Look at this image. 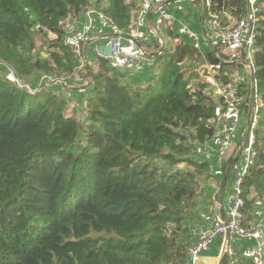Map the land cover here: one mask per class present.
Returning <instances> with one entry per match:
<instances>
[{"label":"trees","instance_id":"16d2710c","mask_svg":"<svg viewBox=\"0 0 264 264\" xmlns=\"http://www.w3.org/2000/svg\"><path fill=\"white\" fill-rule=\"evenodd\" d=\"M127 1L0 0V61L22 79L0 74V264H183L186 229L204 193L200 181L213 163L197 145L213 132L208 119L216 104L206 82L191 89L181 66L202 53L187 41L141 72L99 58L97 70L85 68L84 123L65 113L66 84L58 91L44 85L75 79L80 64L59 21L95 2L126 30ZM212 1L237 18L248 3ZM258 3L253 77L262 105L245 195L251 187L264 191V0ZM45 45L47 56L34 54ZM203 52L220 71L235 66L207 47ZM33 76L45 80L39 90L27 87ZM162 161L191 168L169 170ZM252 203L245 200L248 216Z\"/></svg>","mask_w":264,"mask_h":264},{"label":"built area","instance_id":"2783aa9c","mask_svg":"<svg viewBox=\"0 0 264 264\" xmlns=\"http://www.w3.org/2000/svg\"><path fill=\"white\" fill-rule=\"evenodd\" d=\"M199 1L201 9L196 12ZM258 1L248 0L245 13L237 18L216 8L212 0H128L133 4L126 30L107 16L103 4L91 2L59 21L64 43L79 57L76 76L88 65L97 70L99 58L116 70L141 72L157 64V54L166 49L173 51L187 41L202 53L205 65L217 66L220 71V64L206 59L204 47L222 61L235 64L233 70L220 71L222 78L206 77L212 88L207 95L215 102L216 112L208 119L212 134L198 146L205 155H201L203 159L213 162L211 174L220 182L224 163L238 149L240 152L227 174L221 203L217 202V188L209 205L207 201V205L205 202L199 206V214L188 224L183 264H264V222L246 221L244 209L249 194L245 195L243 189L244 179L258 157L256 128L262 103L256 80L251 79L261 7ZM99 46L109 47L108 53H100ZM242 67L248 71L245 76L238 72ZM252 86L254 96L248 118ZM248 119L250 125L243 137Z\"/></svg>","mask_w":264,"mask_h":264},{"label":"rangeland","instance_id":"374dc122","mask_svg":"<svg viewBox=\"0 0 264 264\" xmlns=\"http://www.w3.org/2000/svg\"><path fill=\"white\" fill-rule=\"evenodd\" d=\"M264 5V3L262 4ZM201 9V3L200 1L197 3V7H196V12L199 11ZM229 14L230 12L227 11ZM231 15V14H230ZM48 38H55L56 36L51 33L48 32L47 34ZM46 49V45L41 47H38L35 51L34 54H39L40 56H47V53L45 51ZM181 66L182 69L185 71L186 75L192 76L191 79V89L194 90V82H206L207 80V76H220L222 78L223 73L218 71V67H213L211 65H205L204 62H202L201 56L200 55H195V57H191L189 59L185 58L182 62H181ZM235 66H232L230 68V70L235 69ZM92 70H96L95 68H91ZM229 70V71H230ZM241 71V72H240ZM238 71L240 75L245 76L246 73L248 71H246L243 67L242 69ZM0 74L6 75L7 77L13 78L15 79V74L13 73V71L10 69L9 66L5 65L3 62L0 61ZM64 78V79H63ZM88 75H87V69H80V71L78 72V75L74 78L65 76V77H60L58 79L57 78H53L52 82H47L44 85H47V87L49 86L50 88L58 91V90H62V86L65 83L67 85L66 90H67V95H66V99L68 100V107L65 111L66 115H74L75 117H77L81 123H84L86 120V116H87V110L85 108V95H84V88L86 86V84H88ZM19 80V79H18ZM21 80H19L20 82ZM45 80L41 79V78H37L35 76H33L32 78H30V81L28 83V88L31 89H38L41 88V83H43ZM246 81V79H245ZM24 82V81H23ZM28 82V81H27ZM33 90V91H34ZM212 90V88L210 86H206L204 88V92L205 94H208L210 91ZM181 131V130H180ZM197 151L199 153V155L201 156L203 154V152L200 151V146L197 145ZM203 156H205L203 154ZM159 164L164 165L167 169L169 170H186L188 168H191L186 162H178L172 166L166 164L165 162H159ZM212 171H210V177L207 178L204 181H200L201 186L199 188L200 191H204V193H206L205 198H203L202 193L199 195V202H198V206H204L205 202L207 205V201H208V205L209 202L211 201L212 195L214 196V192L215 190L218 188L219 190V185H220V181L218 179V177H215L211 174ZM218 192V191H217ZM249 198H253V203L251 206V210H250V216H248V214L245 212L246 214V221L247 222H264V191H258L255 190L253 187L250 188V193H249ZM204 211V210H203Z\"/></svg>","mask_w":264,"mask_h":264},{"label":"water","instance_id":"95a60500","mask_svg":"<svg viewBox=\"0 0 264 264\" xmlns=\"http://www.w3.org/2000/svg\"><path fill=\"white\" fill-rule=\"evenodd\" d=\"M98 50H99L100 53H104L105 54V53H108L109 47L99 46ZM18 78H19V80H22L20 78V76ZM251 79L253 80V74L251 75ZM253 96H254V86L251 87V93H250V97H249V106H248V113H247L248 118L250 116L251 109H252ZM249 125L250 124H249V119H248L247 120V124H246V129L244 131V136L243 137L246 136V134L248 132ZM239 152H240V149L237 150L235 156L228 163V165L226 166V168H225V170L223 172V175H222V178H221V182H220V185H219V190H218V193H217V202L218 203H221V201H222L223 194H224V186H225V181H226L227 174H228V172L230 170V167L233 164L234 160L238 156ZM202 253H204V252H202Z\"/></svg>","mask_w":264,"mask_h":264}]
</instances>
